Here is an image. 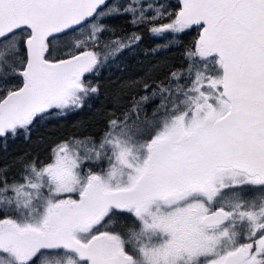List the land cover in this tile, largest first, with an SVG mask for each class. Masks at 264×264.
I'll list each match as a JSON object with an SVG mask.
<instances>
[{"label":"snow or ice","instance_id":"obj_1","mask_svg":"<svg viewBox=\"0 0 264 264\" xmlns=\"http://www.w3.org/2000/svg\"><path fill=\"white\" fill-rule=\"evenodd\" d=\"M0 147V264H264V0H0Z\"/></svg>","mask_w":264,"mask_h":264},{"label":"rangeland","instance_id":"obj_2","mask_svg":"<svg viewBox=\"0 0 264 264\" xmlns=\"http://www.w3.org/2000/svg\"><path fill=\"white\" fill-rule=\"evenodd\" d=\"M84 115H86V114H77V115H75V116H70V117H68V121H71V122L76 121V120L80 119V118H81L82 116H84ZM16 144H17V143H16ZM16 144H12V145H10L8 151H10L11 148H12V146H14V145H16ZM2 154H4V150H3L2 147H0V155H2ZM9 154H10V153H9Z\"/></svg>","mask_w":264,"mask_h":264},{"label":"trees","instance_id":"obj_3","mask_svg":"<svg viewBox=\"0 0 264 264\" xmlns=\"http://www.w3.org/2000/svg\"><path fill=\"white\" fill-rule=\"evenodd\" d=\"M86 117V115L82 116L80 119H84ZM78 119V120H80ZM77 121V120H76ZM74 122V121H73ZM68 123H72L71 121H68ZM23 147V145L21 144H16L14 146H12L11 150L9 151L10 154L14 153L16 150H18L19 148ZM4 154L0 155V161H2Z\"/></svg>","mask_w":264,"mask_h":264}]
</instances>
